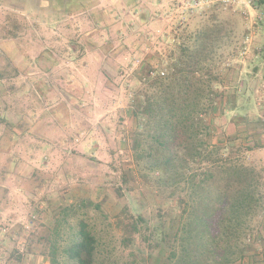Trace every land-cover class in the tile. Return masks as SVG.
I'll return each mask as SVG.
<instances>
[{
	"label": "rangeland",
	"instance_id": "obj_1",
	"mask_svg": "<svg viewBox=\"0 0 264 264\" xmlns=\"http://www.w3.org/2000/svg\"><path fill=\"white\" fill-rule=\"evenodd\" d=\"M198 1L0 0V264H74L65 248L80 219L94 264H170L150 232L185 221L205 162L182 147L165 166L153 121L130 104L157 90L143 78L152 67L191 63L201 33L199 111L216 146L206 164L247 168L253 196L229 261L264 264V0ZM207 85L223 96L205 114Z\"/></svg>",
	"mask_w": 264,
	"mask_h": 264
},
{
	"label": "trees",
	"instance_id": "obj_2",
	"mask_svg": "<svg viewBox=\"0 0 264 264\" xmlns=\"http://www.w3.org/2000/svg\"><path fill=\"white\" fill-rule=\"evenodd\" d=\"M200 44L189 51L194 60L189 63L178 60L172 64L168 73L163 71L150 74L152 67L143 77L150 86L157 90L149 94L136 92L131 100V113L136 117L147 119L145 124L153 121L151 134L156 143V150L166 155L165 166L174 167L180 148L194 150L192 162H205L198 174L190 176L191 189L196 193L193 205L186 215L185 221L173 233L152 229L154 243L165 244L169 248L170 264H231L229 249L232 238L239 236L238 231L246 229L245 219L250 214L252 199L247 190L248 169L243 166H225L223 174L214 171L208 162L210 143V120L200 117V98H202L201 81L196 76L194 64L198 55L202 54L208 35L201 33ZM166 74V75H165ZM216 85V84H215ZM204 106L205 114L213 111L222 92L207 85ZM141 119V120H143ZM150 122V123H148ZM143 123H139L140 127ZM203 139L199 141V132ZM212 147H216L215 145ZM226 146H222L225 149ZM170 151L169 154L167 152ZM92 203L86 200V203ZM138 222L128 223L130 232H138ZM159 234V237L154 235ZM232 235L234 237H232ZM129 238H123L126 240ZM97 240L89 228V224L79 220L77 238L65 248L67 257L74 264H94L96 260ZM242 254L244 246L238 248Z\"/></svg>",
	"mask_w": 264,
	"mask_h": 264
},
{
	"label": "built area",
	"instance_id": "obj_3",
	"mask_svg": "<svg viewBox=\"0 0 264 264\" xmlns=\"http://www.w3.org/2000/svg\"><path fill=\"white\" fill-rule=\"evenodd\" d=\"M211 3H221V4H224L226 5L230 0H209ZM203 3L205 2H201V1H198V0H194L193 2V5H195L194 7H198L199 5H202ZM153 70L150 71V74L153 75ZM161 74H163V71H161Z\"/></svg>",
	"mask_w": 264,
	"mask_h": 264
}]
</instances>
